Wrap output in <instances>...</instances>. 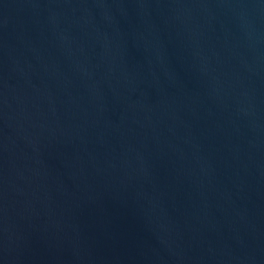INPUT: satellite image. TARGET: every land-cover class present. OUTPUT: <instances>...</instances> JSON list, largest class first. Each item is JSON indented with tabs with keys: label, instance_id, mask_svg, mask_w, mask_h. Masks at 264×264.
Segmentation results:
<instances>
[{
	"label": "water",
	"instance_id": "obj_1",
	"mask_svg": "<svg viewBox=\"0 0 264 264\" xmlns=\"http://www.w3.org/2000/svg\"><path fill=\"white\" fill-rule=\"evenodd\" d=\"M0 264H264V0H0Z\"/></svg>",
	"mask_w": 264,
	"mask_h": 264
}]
</instances>
